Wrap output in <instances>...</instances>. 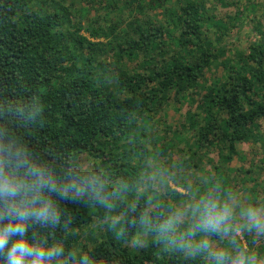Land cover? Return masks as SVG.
I'll list each match as a JSON object with an SVG mask.
<instances>
[{
  "label": "trees",
  "instance_id": "trees-1",
  "mask_svg": "<svg viewBox=\"0 0 264 264\" xmlns=\"http://www.w3.org/2000/svg\"><path fill=\"white\" fill-rule=\"evenodd\" d=\"M221 1L237 8V16H230L236 24L215 12ZM128 4L138 11L131 16L135 20L108 23L97 16L83 24L76 19L87 7L77 0H0V100L38 99L42 106L35 121L14 123L13 130L42 159L56 157L57 168L65 161L83 165L81 156L86 155L94 163L89 170L104 172L110 185L128 186L116 202L122 224L113 227L106 210L89 202H62V223L48 229L34 226L28 236L46 235L49 243L64 246L65 255L76 251L91 264H209L203 255L189 257L166 248L140 223L141 211L149 210L152 222L159 223L180 195L168 181L163 190L154 188L147 176L161 172L167 176L163 181L172 179L192 194L185 180L174 177L177 168H195L204 153L218 149L214 168L221 176L228 168L221 165L232 162L239 146L261 136L264 0H216L214 6L206 0ZM161 9V18L155 17ZM244 22L253 30V40L245 48L236 42L231 46L229 39ZM224 56L227 65L220 77ZM173 103L192 106L186 122L167 127L175 133L171 141L151 142L148 126ZM179 141L188 149L174 167L171 152L177 149L171 146ZM154 154L158 169L148 163ZM253 167L238 172L254 183L247 187L251 205H264V176ZM213 181L216 186V176ZM221 186L215 189L220 192ZM89 234H95L94 241L88 242ZM238 239L253 251L251 233Z\"/></svg>",
  "mask_w": 264,
  "mask_h": 264
},
{
  "label": "clouds",
  "instance_id": "clouds-1",
  "mask_svg": "<svg viewBox=\"0 0 264 264\" xmlns=\"http://www.w3.org/2000/svg\"><path fill=\"white\" fill-rule=\"evenodd\" d=\"M42 111L38 99L30 102L0 100V264H91L87 255L64 254L59 242L29 229L55 228L62 223L61 204L89 202L106 210L112 226L123 222L116 215V202L127 192L126 184L110 185L104 172L89 170L86 164L65 161L57 168L42 159L11 127L28 123ZM147 203V202H146ZM235 197L225 198L217 189L190 196L187 204L152 222L151 211H141L140 223L150 227L157 242L189 257L203 255L211 264H264V255L241 242L245 232L264 237V205L239 208ZM70 219L63 223L70 224ZM183 226V227H182ZM227 241L218 247L211 237ZM139 241H137V247Z\"/></svg>",
  "mask_w": 264,
  "mask_h": 264
},
{
  "label": "rangeland",
  "instance_id": "rangeland-1",
  "mask_svg": "<svg viewBox=\"0 0 264 264\" xmlns=\"http://www.w3.org/2000/svg\"><path fill=\"white\" fill-rule=\"evenodd\" d=\"M77 1L82 6L87 7L81 9V13L83 14V17L82 18L78 17L76 19L78 22L81 21L83 24H89L92 21V19L96 18L97 16H101L108 23H120L122 22V20L125 19L127 21L130 20L132 21L135 20V18L131 16L138 13L137 10L132 9L129 6L128 0H118V1L77 0ZM112 1H114L113 5L109 6V3ZM206 1H208L210 6L217 5L216 0H210V1L206 0ZM258 1L260 4L261 0ZM221 4L222 6L217 5L218 10H216L215 12L219 15V17L232 20V22L236 24V21L233 20L234 18H231L230 16L233 15L237 16V8L233 6H225L224 1H221ZM161 12L162 9L155 14V17L157 16L158 18H161L160 16ZM256 15H257V19H260L262 17L261 10H259V12ZM246 23L244 22L245 29L243 27L240 29L239 33L233 34V36L229 39L228 44L232 46L231 42H236L239 43L241 48L247 47V44L251 40H253L254 32L250 27L246 26ZM104 24L106 25V23ZM95 26L98 27L99 23H95ZM123 30H129V29L126 26H124ZM235 30H239V29H235ZM82 34H87V32L83 31ZM226 65H227L226 56H224V63L218 70V72L220 73V77ZM216 71L217 70H213L212 72H209L207 77L214 75ZM190 108H192V106H188V105L184 106V104L173 103L172 106L170 105L167 111H165L160 117H156L154 121L148 126L147 130L150 141L160 145L171 141L174 138L175 133L171 134L170 128L167 127L169 125L175 126L186 122L185 114ZM259 131L261 136L256 137L255 139L256 141H251L240 145L238 148L239 154L234 156L232 162H230L229 164L221 165L223 168L228 167V168H233V170L236 169L235 171L230 172L229 169L227 168L224 169L225 171L221 176H217L216 174L217 172L214 168V163L215 165H217V161L219 159L218 149H211L208 150L209 153L207 154L204 153V155L202 156V160L198 163V165L195 168L192 169L177 168V171L174 173V177L177 178L179 182L185 180L184 182L187 183L188 186H190L191 189L193 190L192 194L189 193L192 192L191 190H189L188 192V190L185 189V187L174 184L172 182V179L163 181V179L161 178L167 176L163 175L161 172L158 177H156L154 173H151L149 176H147V179H152L153 187L158 188L160 190H163V186L165 185V182L168 181L170 187L179 192L180 195L170 201L171 211L187 204L190 196L198 197L199 195L204 194L210 188L215 189L218 187V185H222L220 194L225 198H227L229 194L235 197L236 204L238 205L237 213H239V208H243L251 205L252 194L247 187L251 186L253 188L254 183L251 182L250 180H245L244 174L239 173L238 171L244 170L245 168H250L251 166L255 165V167H253L254 173L264 176V144L261 143V140H263L261 138H264V119L260 121ZM258 138H260V143H258ZM181 144L182 143L179 141V142H175V144L171 146L177 149V151L171 152L172 157L174 159V164H173L174 167H176V164L184 155V150L186 151L188 149L187 146H184L185 148H183ZM81 163L86 164L87 167H90L94 164L92 158H89L86 155L81 156ZM148 163L151 167L153 166L155 169H158L159 168L158 155L154 154L153 156H149ZM215 176L216 179L218 180L217 185L212 186L214 182L213 178H215ZM203 182L205 183V186H202ZM224 184H227L228 188H226ZM88 239H90V241L88 242L94 241L95 234H93L92 236L89 234ZM241 239H243V237ZM252 241L255 244L253 248V252L259 253L260 255H264V237L257 239L252 235ZM213 242L218 247L230 248V245L227 243L226 240L220 241L217 238L214 239Z\"/></svg>",
  "mask_w": 264,
  "mask_h": 264
}]
</instances>
